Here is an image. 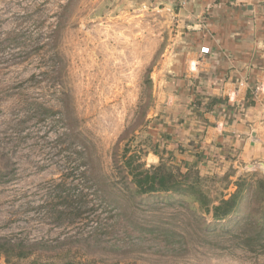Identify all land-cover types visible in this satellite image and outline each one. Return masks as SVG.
<instances>
[{"label": "rangeland", "instance_id": "1", "mask_svg": "<svg viewBox=\"0 0 264 264\" xmlns=\"http://www.w3.org/2000/svg\"><path fill=\"white\" fill-rule=\"evenodd\" d=\"M135 1L0 0V238L30 249L0 264H264L243 221L131 199L119 178L126 149L160 162L151 131L180 32L173 1ZM225 173L264 168L206 176Z\"/></svg>", "mask_w": 264, "mask_h": 264}, {"label": "crops", "instance_id": "2", "mask_svg": "<svg viewBox=\"0 0 264 264\" xmlns=\"http://www.w3.org/2000/svg\"><path fill=\"white\" fill-rule=\"evenodd\" d=\"M185 1H173L180 32L160 75L150 156L205 176L262 167L264 0Z\"/></svg>", "mask_w": 264, "mask_h": 264}, {"label": "trees", "instance_id": "3", "mask_svg": "<svg viewBox=\"0 0 264 264\" xmlns=\"http://www.w3.org/2000/svg\"><path fill=\"white\" fill-rule=\"evenodd\" d=\"M127 150L121 155V163L114 156V166L131 199L147 203H179L199 221H203V215L209 216L216 224L243 221L242 235H247L250 227L256 232L244 238L239 236V239L244 244L258 246L264 252V176L237 177L231 182L229 173H225L223 178L204 177L197 169H182L163 160L145 167L136 152L127 155ZM100 184L97 178L92 182L96 187ZM230 184L233 191H228ZM23 245L22 242L0 238V254L6 258L25 257L30 249H23Z\"/></svg>", "mask_w": 264, "mask_h": 264}, {"label": "built area", "instance_id": "4", "mask_svg": "<svg viewBox=\"0 0 264 264\" xmlns=\"http://www.w3.org/2000/svg\"><path fill=\"white\" fill-rule=\"evenodd\" d=\"M170 1H176V0H170ZM177 3H178V5L180 6V7H185V3H186V1L185 0H177ZM204 51H208L207 49H204ZM203 50H202V52H204ZM260 87H258L257 89H255V91L256 90H258Z\"/></svg>", "mask_w": 264, "mask_h": 264}, {"label": "water", "instance_id": "5", "mask_svg": "<svg viewBox=\"0 0 264 264\" xmlns=\"http://www.w3.org/2000/svg\"><path fill=\"white\" fill-rule=\"evenodd\" d=\"M264 168V166H262Z\"/></svg>", "mask_w": 264, "mask_h": 264}]
</instances>
